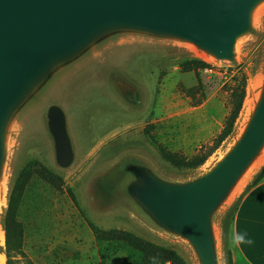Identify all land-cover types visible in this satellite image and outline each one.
I'll return each mask as SVG.
<instances>
[{
    "label": "rangeland",
    "instance_id": "obj_1",
    "mask_svg": "<svg viewBox=\"0 0 264 264\" xmlns=\"http://www.w3.org/2000/svg\"><path fill=\"white\" fill-rule=\"evenodd\" d=\"M192 59L208 67L198 75L183 72L181 65ZM240 73L246 77V96L251 82L259 85L250 95V112L242 107L232 134L197 169L179 170L165 162L159 147L189 159L211 145L229 114L231 77ZM263 81L264 11L238 39L231 62L173 39L136 33L109 37L55 72L36 100L13 118L0 173V225L14 181L30 161H37L61 179L62 187L57 190L33 176L23 194L18 212L23 252L34 264H145L127 245L97 240L88 223L131 232L174 250L186 264H199L186 240L158 227L133 201L131 169L145 166L176 184L201 177L240 138ZM52 105L66 118L74 156L68 168L57 164L47 126ZM263 152L212 217L218 264H227L233 253L235 210L264 166ZM0 254L5 256L4 244Z\"/></svg>",
    "mask_w": 264,
    "mask_h": 264
},
{
    "label": "water",
    "instance_id": "obj_2",
    "mask_svg": "<svg viewBox=\"0 0 264 264\" xmlns=\"http://www.w3.org/2000/svg\"><path fill=\"white\" fill-rule=\"evenodd\" d=\"M264 0H0V173L9 126L51 76L109 37L136 33L192 45L233 61ZM56 161L73 162L62 109L47 110ZM264 149V81L236 144L194 181L176 184L134 166L133 201L158 227L183 238L199 264H218L212 217Z\"/></svg>",
    "mask_w": 264,
    "mask_h": 264
},
{
    "label": "trees",
    "instance_id": "obj_3",
    "mask_svg": "<svg viewBox=\"0 0 264 264\" xmlns=\"http://www.w3.org/2000/svg\"><path fill=\"white\" fill-rule=\"evenodd\" d=\"M208 65L197 59L187 60L181 65L183 72H194L197 75ZM232 85L229 86V114L225 119L223 128L211 145L201 150L193 157L186 159L183 156L158 148L161 158L176 169H197L205 164L209 157L232 134L246 97V77L243 73L231 77ZM36 176L51 187L61 190L62 181L50 170L37 161H30L19 173L8 195L7 206L2 219L4 231L5 264H19L20 258L26 264H34L23 252V227L18 220L19 207L25 189L30 179ZM264 180V166L253 177L249 187H253ZM72 197L71 191H69ZM74 201V200H73ZM75 202V201H74ZM95 238L102 242H121L142 255L145 264H186L184 259L174 250L146 241L135 234L118 229L102 230L88 223ZM227 264H233L231 255H228Z\"/></svg>",
    "mask_w": 264,
    "mask_h": 264
},
{
    "label": "crops",
    "instance_id": "obj_4",
    "mask_svg": "<svg viewBox=\"0 0 264 264\" xmlns=\"http://www.w3.org/2000/svg\"><path fill=\"white\" fill-rule=\"evenodd\" d=\"M234 234L245 236L231 255L233 264H264V180L241 195L232 222Z\"/></svg>",
    "mask_w": 264,
    "mask_h": 264
},
{
    "label": "bare ground",
    "instance_id": "obj_5",
    "mask_svg": "<svg viewBox=\"0 0 264 264\" xmlns=\"http://www.w3.org/2000/svg\"><path fill=\"white\" fill-rule=\"evenodd\" d=\"M264 11V2L260 4L254 11L253 13V22L257 19V17ZM259 85V82H251L248 87L247 91V96L244 100V106H243V111L250 112L251 110V100H250V95L252 91H255L257 86ZM264 153V152H263ZM257 163L255 162L253 165H256ZM0 245L4 244V231L2 226L0 225ZM5 262V256L3 254H0V264H4Z\"/></svg>",
    "mask_w": 264,
    "mask_h": 264
},
{
    "label": "clouds",
    "instance_id": "obj_6",
    "mask_svg": "<svg viewBox=\"0 0 264 264\" xmlns=\"http://www.w3.org/2000/svg\"><path fill=\"white\" fill-rule=\"evenodd\" d=\"M245 236L242 235V234H234L233 237H232V242L236 245H240V244H243L245 243Z\"/></svg>",
    "mask_w": 264,
    "mask_h": 264
}]
</instances>
